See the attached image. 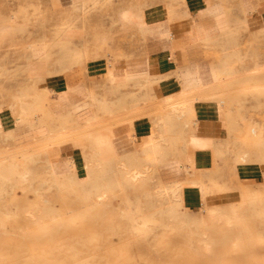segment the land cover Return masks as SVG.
Masks as SVG:
<instances>
[{
    "label": "rangeland",
    "instance_id": "rangeland-1",
    "mask_svg": "<svg viewBox=\"0 0 264 264\" xmlns=\"http://www.w3.org/2000/svg\"><path fill=\"white\" fill-rule=\"evenodd\" d=\"M218 1L226 12L240 10L246 16L264 10V0ZM113 4L115 0H49L43 11L42 0H0V264H264V27L251 29L246 16L226 41L206 54L226 62L209 66L210 82L202 80L199 65L197 80L187 77L189 103L215 97L225 110L215 164L191 181L167 180L158 167L165 160L126 154L114 165L113 176L93 175L85 182L76 175L73 160L59 164L55 149L68 141L89 144V130L81 137L43 142L26 129L38 126L40 137H46L48 126L64 127L49 133L54 138L72 126L71 115L61 121L56 117L54 92L43 88L44 82L60 74L71 85L84 81L91 44L93 54L100 56L114 35L106 32V24H116L115 16L104 15ZM92 12L103 14L93 30ZM128 12L122 11L121 18ZM217 20L221 29L227 28L224 16ZM86 107L73 108L76 120ZM164 110L156 115L164 116ZM23 113L27 122H17ZM122 115L119 123L133 119ZM183 122L194 125L190 115ZM168 123L162 120L161 128ZM178 127L183 134L178 137L177 167L193 171L189 144L201 149L212 142L193 128L189 136L185 127ZM95 140L99 154H109V162L117 158L106 139L98 135ZM124 163L129 173H139L136 181L124 172ZM257 166L262 169L259 177L243 175ZM191 185L200 192L184 203L183 191ZM212 207L228 213L233 222H210ZM202 218L215 241L212 254L202 248Z\"/></svg>",
    "mask_w": 264,
    "mask_h": 264
},
{
    "label": "crops",
    "instance_id": "crops-1",
    "mask_svg": "<svg viewBox=\"0 0 264 264\" xmlns=\"http://www.w3.org/2000/svg\"><path fill=\"white\" fill-rule=\"evenodd\" d=\"M48 1L42 0L43 11ZM124 10L129 12L125 18H121ZM101 15L91 13L92 30L97 27ZM104 15L115 16L116 24H106V32L114 35L107 42L106 52L100 56L93 54L91 44L90 57L84 63V81L71 85L60 74L57 78H47L43 85V88L54 92L56 117L61 121L71 115L72 126L65 135L54 138L48 137L49 133L52 130L62 131L64 127L46 126V137H40L38 126H26V129L43 142L63 136L81 137L89 130L92 136L89 144L79 146L68 141L55 149L60 156L59 164L73 160L76 175L85 182L91 180L93 175L113 176L114 165L120 164L126 154L154 162L165 160L166 163L163 166L158 164V167L167 180L172 182L180 178L191 181L198 177L195 173L215 164L216 139L223 129L221 112L225 110L215 97L198 98L189 103L192 89L187 77L194 76L197 80L196 65H199L202 80L210 82L209 66L224 65L226 62L225 59L218 62L206 54L218 48V42L226 41L227 34L238 28L246 15L240 10L226 12L224 2L218 0H121L120 4L115 0ZM222 16L226 18L227 28L225 24L221 29L217 18ZM245 20L253 30L264 27V10L249 12ZM238 41L241 43L242 39ZM74 48L81 51L80 44H75ZM193 65V69L187 71ZM109 72L112 74L109 75ZM220 87L221 84L216 93ZM85 104L87 107L81 111V119L76 120L73 108ZM179 105L184 107L180 116H173L174 109ZM162 107L165 108L164 116L162 113L156 115ZM104 110L109 113L101 115ZM122 114H131L132 121L119 123ZM10 115L14 117L11 110ZM189 115L194 125L185 126L183 119L187 120ZM162 120L169 122L165 130L161 128ZM87 122H90L88 126ZM111 124L110 129L104 130ZM178 126L187 129L184 135L190 136L189 129L193 128L212 142L210 147L201 149L189 144L193 171L192 168L177 167L176 162L180 160L178 137L183 134L178 132ZM98 135L110 143L117 154L115 160L109 162V154L98 153L95 140ZM162 137L165 138L164 142ZM168 143L174 147H169ZM244 171L247 172L241 170ZM193 172L190 177L186 176V173ZM261 172L262 169L257 166L243 175L256 178ZM198 192V187H186L183 191L184 203L190 202V198Z\"/></svg>",
    "mask_w": 264,
    "mask_h": 264
},
{
    "label": "bare ground",
    "instance_id": "bare-ground-1",
    "mask_svg": "<svg viewBox=\"0 0 264 264\" xmlns=\"http://www.w3.org/2000/svg\"><path fill=\"white\" fill-rule=\"evenodd\" d=\"M140 22V21H139ZM142 22V21H141ZM140 22V23H141ZM139 23V24H140ZM144 24V22H143ZM141 25V24H140ZM139 26V25H138ZM140 28V27H139ZM193 28V27H191ZM199 29V28H198ZM0 30H2L0 28ZM192 30V29H191ZM191 33V32H190ZM168 34V33H167ZM163 35V34H162ZM188 35V34H187ZM165 37V36H164ZM175 113H173V116H180L183 108H175ZM25 112V111H24ZM26 113H23L21 116H19L17 118V122H22L25 123L27 122V118L25 117ZM1 121V120H0ZM165 138L162 137V141L164 142ZM110 158V157H109ZM6 165V164H4ZM120 165V164H119ZM124 172H126L127 174H129V178L132 181H136L139 178V173L133 172V173H129L127 170V167L124 165ZM165 195V194H164ZM175 196V201L178 204L179 203V196L176 194ZM100 200H104L105 198V194H100L99 196ZM233 213H235V210L233 209ZM27 216L30 217L31 219H33L35 222H37L36 218L37 216L32 212V211H27L26 212ZM203 218L201 219V222L198 223V233L201 235V242H202V248L205 252H207L208 254H212L214 247H215V241L212 239V237L209 235L208 230L206 229V227H204V222H203ZM209 221L210 222H216V221H222L224 222V224L226 226H229L232 222H233V218L228 214L225 213L224 211L220 210L218 207H212L209 209ZM229 238V236L227 237V239ZM234 243H236V241H234ZM83 259V258H82Z\"/></svg>",
    "mask_w": 264,
    "mask_h": 264
}]
</instances>
